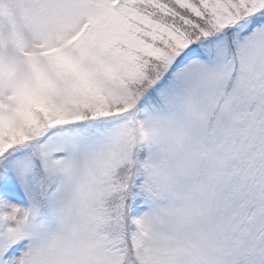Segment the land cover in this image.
Segmentation results:
<instances>
[{"label": "snow or ice", "instance_id": "6c2138e0", "mask_svg": "<svg viewBox=\"0 0 264 264\" xmlns=\"http://www.w3.org/2000/svg\"><path fill=\"white\" fill-rule=\"evenodd\" d=\"M0 264H264V0H0Z\"/></svg>", "mask_w": 264, "mask_h": 264}]
</instances>
